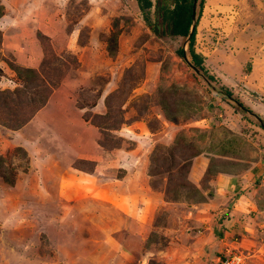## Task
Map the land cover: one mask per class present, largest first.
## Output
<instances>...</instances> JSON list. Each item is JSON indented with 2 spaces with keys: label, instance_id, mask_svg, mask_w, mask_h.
<instances>
[{
  "label": "rangeland",
  "instance_id": "374dc122",
  "mask_svg": "<svg viewBox=\"0 0 264 264\" xmlns=\"http://www.w3.org/2000/svg\"><path fill=\"white\" fill-rule=\"evenodd\" d=\"M0 5V90L23 87L17 64L49 87L26 89L24 108L8 101L18 118L34 112L22 127L0 123L13 181L0 177V264H210L207 212L221 221L232 205L215 196L217 173L250 176L229 198L264 207V0H204L203 70L189 30L156 35L136 0ZM180 135L173 158L163 147Z\"/></svg>",
  "mask_w": 264,
  "mask_h": 264
},
{
  "label": "trees",
  "instance_id": "16d2710c",
  "mask_svg": "<svg viewBox=\"0 0 264 264\" xmlns=\"http://www.w3.org/2000/svg\"><path fill=\"white\" fill-rule=\"evenodd\" d=\"M137 5L139 7V10L142 14V18L145 21V23L149 26L152 32H154L156 35L159 36H182L184 37L190 27L191 24V17L193 14V6L197 5L198 10L195 13L196 16V25L195 28L193 29L192 35L189 39V54L192 59V64L195 69H204V64H203V56L194 50V40H195V34H196V27L198 24V20L202 11L203 3L204 0H136ZM196 6V8H197ZM154 8L153 12L151 11V8ZM3 14V6L0 5V16ZM116 26V22L114 21V24ZM0 38H1V33H0ZM113 42L114 46L108 47V51L111 55L114 54L115 50V45H116V37L113 35ZM185 50L180 47L177 49V53L180 56L184 55ZM11 68L19 75H21V78L23 79V87L22 88H14V89H5V90H0V98L2 97L0 101V111L2 110V113L5 114V120L7 118H11V122H6L5 120L0 119V123L3 124L4 126H8L14 129L22 127L29 119L34 115V112L29 113V116H24L22 119L18 118L20 117L17 112H11L9 110L10 105L9 103L12 101H16L15 99H20L25 93L26 89L29 92H34V91H41L43 88L48 89L46 86L45 81L42 79V76L40 72H37L36 69L31 68V67H25L17 64L16 66L11 65ZM1 72V68H0ZM208 78H212V76H208ZM42 88V89H41ZM34 90V91H33ZM169 92L171 90L169 89ZM46 93V92H45ZM227 95H231V93L228 90H225L224 92ZM22 95V96H21ZM45 95V94H44ZM34 100V99H33ZM9 101V103H8ZM20 101H23L21 103V107H26L25 100L20 99ZM19 101V102H20ZM35 101V100H34ZM28 104L32 101H28ZM46 102V96H44L42 99L39 100V106H43V104ZM24 103V104H23ZM33 103V102H32ZM160 106L163 108V111L165 113V116L168 120H173V117L170 116L167 113V102L166 100L160 101ZM23 107V108H24ZM40 108V107H39ZM3 117V115H1ZM18 116V117H17ZM16 117V118H15ZM13 122H15L13 124ZM121 122V120H120ZM261 127L264 128V124H260ZM114 127V126H113ZM112 128V127H111ZM184 138V135L178 136L177 139H175L174 144L172 146H165L166 151L171 152V155L173 158H175L176 153H181L183 155V149L182 147L177 148V151L174 147H176L179 143V140ZM1 157V156H0ZM186 157H189L186 156ZM2 159V157H1ZM0 159V160H1ZM188 159V158H185ZM175 160V159H174ZM172 160L171 167L177 166V162ZM178 171V170H177ZM182 175V174H180ZM0 177H3L4 180H6L9 183H12L13 181L11 180V175H6V171H0ZM184 178V176H183Z\"/></svg>",
  "mask_w": 264,
  "mask_h": 264
},
{
  "label": "crops",
  "instance_id": "0c3cea01",
  "mask_svg": "<svg viewBox=\"0 0 264 264\" xmlns=\"http://www.w3.org/2000/svg\"><path fill=\"white\" fill-rule=\"evenodd\" d=\"M249 178L251 177H244L242 174L223 172L217 173L215 176V196L231 199L232 205L229 204L225 207L226 216L221 221L218 220L217 210L211 213L207 212L210 223L208 226L205 225L204 229L211 232L214 237L213 242L204 241V248L208 249L206 255L204 254L205 260L209 257L210 264H216L218 259L225 254L236 250L243 255L245 260L243 264H264V207L259 208L249 201L238 208L237 204L241 202L242 196L229 198L234 194L235 186L240 187L243 184L240 189L246 188L252 181V179L248 181ZM246 193L248 192L246 191ZM246 195H249L250 198V194ZM246 195L244 198H248ZM254 200L257 198L254 197ZM203 207L204 205L200 207L201 210ZM245 217L250 218L249 221L245 222Z\"/></svg>",
  "mask_w": 264,
  "mask_h": 264
},
{
  "label": "built area",
  "instance_id": "2783aa9c",
  "mask_svg": "<svg viewBox=\"0 0 264 264\" xmlns=\"http://www.w3.org/2000/svg\"><path fill=\"white\" fill-rule=\"evenodd\" d=\"M243 255L231 252L226 257L219 259L217 264H242Z\"/></svg>",
  "mask_w": 264,
  "mask_h": 264
},
{
  "label": "water",
  "instance_id": "95a60500",
  "mask_svg": "<svg viewBox=\"0 0 264 264\" xmlns=\"http://www.w3.org/2000/svg\"><path fill=\"white\" fill-rule=\"evenodd\" d=\"M194 1H195V0H194ZM195 11H196V6L194 5V6H193V14H192V17H191V24H190V28H189V33H188V35H187V37H186L187 42H189V39H190V37H191V35H192V32H193V29L195 28V25H196ZM184 58L187 59V58H186V54H185V52H184ZM191 65H192V64H191ZM192 67H193V65H192ZM193 68H194V67H193Z\"/></svg>",
  "mask_w": 264,
  "mask_h": 264
}]
</instances>
